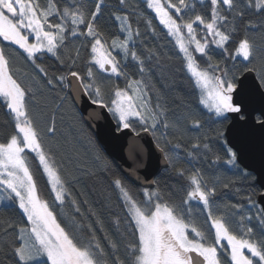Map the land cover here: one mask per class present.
<instances>
[{
    "label": "snow or ice",
    "instance_id": "snow-or-ice-1",
    "mask_svg": "<svg viewBox=\"0 0 264 264\" xmlns=\"http://www.w3.org/2000/svg\"><path fill=\"white\" fill-rule=\"evenodd\" d=\"M119 4L132 11L112 13L120 35L109 37L100 23L104 0L93 8L85 0H0V106L10 117L0 130V208L20 217V222L0 217V264H264V172L258 179L249 171L238 142L220 129L216 134L223 155L213 152V163L239 171L246 184L243 203L221 205L216 199L218 186L227 189L234 182L221 185L219 177L208 179L200 169L177 167L175 150L183 145L166 150L161 144L166 133L157 132L173 129L180 140L189 123L202 128L201 120L191 110L170 114L159 93L154 102L150 62L157 54L139 50L142 33L133 27L140 4ZM144 5L154 14L144 20L146 28L155 36V19L166 30L208 120L223 118L216 121L223 124L227 114H237L264 130V106L253 118L246 102L257 93L264 105V37L259 44L252 38L264 33V0H144ZM217 50L223 59L214 61ZM16 56L31 67V76L14 65ZM46 59L59 65L57 73L49 76ZM249 74L255 77L252 85ZM42 89L57 93V108L86 102L91 106L88 118L107 120L108 135L127 144L133 164L124 175L120 165L99 153L96 170L85 171L108 174L120 209L111 213V234L89 200L80 199L83 193L74 195L76 178L58 158L56 146L46 142L55 137L56 127L54 117L42 126ZM142 134L153 137L164 164L182 181L179 197L176 190L161 187L159 178L138 174L150 163ZM191 140L189 156L212 151L206 136ZM257 184L258 200L253 198ZM194 206L200 209L195 216Z\"/></svg>",
    "mask_w": 264,
    "mask_h": 264
},
{
    "label": "trees",
    "instance_id": "trees-1",
    "mask_svg": "<svg viewBox=\"0 0 264 264\" xmlns=\"http://www.w3.org/2000/svg\"><path fill=\"white\" fill-rule=\"evenodd\" d=\"M85 2L89 8H93L97 0H85ZM137 2L140 4V7L137 9V14L132 16V20L133 27L138 26L142 33L138 40V48L139 50L150 48L157 54L156 58L152 59L150 62L153 74L151 75L149 84L154 89L152 93L154 102L155 95L159 93L166 100L170 114L176 113L179 115L187 110H191L198 115L202 123V128L200 129L192 128L189 123L187 125L185 137L180 140L177 139L173 129L165 130L161 128L157 132V136L166 133L161 140L162 146H165L167 150L172 149L178 142L183 145L180 149L175 150L178 155L177 167L187 170L200 169L208 179L219 177L221 185L229 181L234 182L235 186L230 185L227 189L218 186V195L216 199L221 205L226 203H243V193L246 189V184L241 181L239 171L237 169H231L230 166L224 165L222 162L213 163L215 160L213 152L223 155L220 151V144L223 143V141L217 139L216 130L220 129L224 133L228 120L223 124L216 122L218 119L222 120L223 118L214 117L211 121L208 120L209 114L207 110L199 104L197 90L193 89L192 82L183 70L181 60L177 57L175 50L168 42V38L164 35L166 30L158 24V20L153 19V25L156 26V35L153 36L146 28L144 20L153 17L154 14L151 13V10L146 9L144 0H129L130 5ZM101 11L100 23L106 29L109 37H112L120 35L112 13L116 12L117 14H123L126 11H132V9H126L121 6L119 0H104V6ZM139 13H143V15H139ZM252 19L255 21L257 17H252ZM262 37H264V33H257L252 38L259 44L261 43ZM76 44L78 46L79 41H77ZM219 51L220 50H217V54L214 55V61L223 59V57L219 55ZM10 54L15 55L14 53ZM44 63L48 68L49 76L58 72L59 65L53 59H46ZM14 65L22 66L29 76L32 75L31 67L27 66L24 60L19 56L15 57ZM116 82L123 87V80ZM41 91L42 95L38 96V109L43 113L42 126L47 127L54 117L56 127L55 137L46 142L56 146L58 149V158L64 161V167L76 178L73 184L74 195L83 193L80 199L89 200L90 204L94 206V210L103 217L106 231L111 234L115 231L111 223V213L119 212L120 209L117 207L115 193L111 191L108 174L103 172H97L96 175L85 174L86 169L96 170L97 166L94 156L97 153L101 154L108 161L111 160L97 143L94 135L85 125L80 113L71 101L57 108L56 105L59 103L58 99H56L57 93L49 92L47 89H42ZM65 92H68V89H65ZM5 121L10 123V117L7 115L4 107L0 106V130L4 128ZM197 136L201 138L206 136V142L209 143L212 151L205 155L203 150H201L199 154L189 156L188 153L194 151L191 147V143L194 141H192L191 138ZM164 139L170 140L171 143L165 145ZM153 141L155 143L154 139ZM112 164L115 166L113 162ZM37 178L45 198H50L48 196L45 181L40 177L39 173H37ZM155 178L160 179L161 187L176 190L177 196L179 197L180 194L178 189L182 181L178 183V178L170 167L162 170ZM129 183L132 184L131 182ZM133 187L136 186L133 185ZM237 188L240 189L239 192H237ZM250 190L251 189H248V191ZM256 190L257 195L253 197L254 199L259 197L261 191L258 185H256ZM109 195L112 197L111 201L107 200ZM177 202H179V200ZM66 211L69 210L66 209ZM255 211V209H252L250 214H254ZM199 213L200 209L194 206L193 215L195 216ZM0 217L10 218L16 222H20V217L18 215L12 210L5 208H0ZM203 222V215H199L198 223L203 224ZM253 223H255V220Z\"/></svg>",
    "mask_w": 264,
    "mask_h": 264
},
{
    "label": "water",
    "instance_id": "water-1",
    "mask_svg": "<svg viewBox=\"0 0 264 264\" xmlns=\"http://www.w3.org/2000/svg\"><path fill=\"white\" fill-rule=\"evenodd\" d=\"M254 83V74H249V84L252 85ZM246 102L249 105V111L252 113L253 118L259 115L258 110L264 106L262 105L261 98L257 93L250 94ZM74 105L80 113L85 125L92 132L97 143L100 145L107 157L114 163V165H120L122 175L127 173L129 166L132 165L133 162L128 159L126 142L114 140L108 135L107 120H90L88 118V114L91 111V106L89 104L84 101H80ZM254 109L256 111H253ZM227 115L229 119L224 131V136L226 138H232L238 142L243 150V158L249 165V171H253V174L259 179L261 172H264V169L261 167V154L262 151H264V130H261L259 125L254 123V119L252 123H246L245 121L239 120L237 114ZM141 143L149 151L150 163L147 169H139L138 174L142 178L150 180L155 178L168 166L164 164L163 157L155 148V143L150 134H142ZM240 167L243 168L244 164H241ZM129 182L133 183L132 180H129ZM133 185L137 186L136 184ZM259 198L260 196L257 200Z\"/></svg>",
    "mask_w": 264,
    "mask_h": 264
}]
</instances>
